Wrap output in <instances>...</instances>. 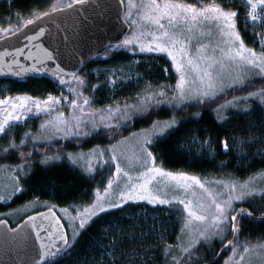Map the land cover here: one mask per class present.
Here are the masks:
<instances>
[{
	"label": "rangeland",
	"instance_id": "obj_1",
	"mask_svg": "<svg viewBox=\"0 0 264 264\" xmlns=\"http://www.w3.org/2000/svg\"><path fill=\"white\" fill-rule=\"evenodd\" d=\"M65 1L67 4L73 2L74 0H59ZM238 1V0H237ZM243 2V9L245 12V16H243V21L245 23L255 24L256 27L260 30L264 26V4L261 3V0H239ZM174 3L180 4H193L197 8L201 6H216L219 5L213 0H195L193 2H186L182 0H172ZM124 3V19L128 22L130 27L129 33L126 35L127 38L135 39L139 44H143L147 46L150 41H153L154 35L157 37H162V30H160L157 26L151 24L149 19H143L142 14H144L145 10L143 8H139L138 6L142 3H148V0H123ZM157 3L164 7L165 0H157ZM220 6V5H219ZM61 7V6H58ZM221 7V6H220ZM54 7L47 9V11L52 10ZM57 8V7H55ZM222 8V7H221ZM225 12H232L230 10H226L222 8ZM42 13V12H41ZM40 14V13H39ZM38 14V15H39ZM16 15V14H15ZM147 15L151 16V13H147ZM187 19L184 21H180L179 24L175 27V32L178 35L179 41L182 42L183 47L187 51L190 57L194 59L196 63H198L202 68L206 66L208 61L200 60V56L204 57H215L219 58L222 53L219 50L217 45L223 46V40L226 39L221 37L220 32L215 29V26H212V30H209V26L201 23L198 19L197 21L191 20V14H186ZM255 15L257 17L256 21L253 22L251 17ZM37 16V15H36ZM235 24L237 25L236 17L233 18ZM134 22V23H133ZM162 23L165 24V30H169V22L168 19L165 18L162 20ZM249 26V25H248ZM19 28V27H18ZM16 28V29H18ZM2 23L0 22V30H2ZM15 29V30H16ZM14 31V30H13ZM233 31H237V28L233 29ZM239 33V32H238ZM8 33H0V35L4 36ZM258 36H262L258 33ZM125 37V38H126ZM157 42H162L157 41ZM264 43L262 39L261 44ZM181 43H178L174 49V54L177 56V60L180 61L184 59L179 49L181 48ZM245 45V44H244ZM246 48H249L245 45ZM252 49V48H251ZM257 55L261 54V51H257L253 49ZM227 51V48H225ZM119 54H123L121 59L118 60L116 56ZM161 60L162 63H165L162 67L164 80L162 81L161 86H156V84L152 83V81H147L148 78L138 69L139 64L141 62H146L149 60ZM97 64L90 68L88 71H81L75 77H79L84 81L81 84L77 79L74 78L70 83L60 86L55 93L48 94L55 97H59L61 95L67 96V101H62L59 106H56L54 110L50 113L41 112L39 115L28 114L24 112L23 109L17 108L13 109L11 105L13 103H19L18 97H32L38 100H46L48 95L37 97L33 95H29L26 93H3L0 92V100H5L7 103L0 104V124L4 123L5 118L8 116V113H12L13 116L20 115L21 120L17 122H11L12 126L7 128L6 134L11 133L13 130H17L18 125L23 123L26 124L27 129L22 130L21 138L14 142L15 145H18L19 149L22 147L26 149L18 150V160H22L25 157L32 155L33 150L36 148L35 146H45L49 144H54L52 153L46 154L43 157L42 162H52L58 160H65L71 164H74L79 167V169L89 176L94 177L95 175H101V180H99V184L94 191V197L92 201L80 208H67V213L63 212L62 209L65 208H56L58 210V214L62 218L65 227L68 231L69 239H73L78 234L80 224V218L77 217V213H83L84 209L87 208L89 211H93L97 204H100L102 207L108 208V203H116L121 204V200L117 197L119 196V192L121 190H127L125 185H130L131 183H140L142 182V177H140V173L145 171V169L141 166H137L135 163L130 164L129 161H135V157L139 154V144L143 141L145 137H147L153 131V126L158 125L163 127L164 125H172L171 128L176 126L179 122L185 121L186 118H173V119H163L162 113L158 112L157 114L151 115L150 117H146L143 120H146V123H140L141 128L135 130L134 126L125 131H119L118 128L126 127L128 124L125 122V118L133 116H141L142 112L137 111V109L142 108H150V106H156L157 100H171V104L161 103L159 106L165 104L170 106H176L179 104L180 106L184 103L194 102L196 100L185 99L181 102L178 98L176 100H172L174 95H178V90L176 89V82L180 77V73L175 71L173 63L171 59L166 54H152V53H140L138 50L133 52L130 50H123L120 48H115L113 46L108 47V49L99 57L96 58ZM226 67L224 69L226 78L224 80L223 91L219 90V86L216 89V95L214 97H202L200 102H204L205 100L212 99L215 97H223L222 101L217 102L216 106L213 107V112L220 120H225V117H228V113L234 112L235 116L242 113L244 115L251 114V111L258 112L257 109L264 111V101H262L261 96L264 95V78L260 76H248L246 79L244 77H240L244 79V83H233L234 77L238 75V72L235 68V65L228 61L225 57ZM99 67H98V66ZM219 66H216L218 69ZM186 83L184 85L185 91L189 93V95H195L196 89L203 90L197 80V74L194 71H190L186 68ZM215 74V69L213 70ZM231 73L228 76V73ZM91 75V76H90ZM252 83H256V85L251 89L245 88L246 86L252 85ZM135 86L131 92H126L123 94V90L127 86ZM228 85H231L229 87ZM108 87L111 89V92H115L114 96L104 95L101 98V101L95 102V91L100 88ZM134 87V88H135ZM242 88L244 92L237 91L232 96L228 95L230 90H237ZM69 89H75V93L69 92ZM129 90V89H127ZM241 90V89H240ZM164 92V96L158 95L159 93ZM251 93H256L257 95H250ZM237 94V95H236ZM111 96V97H109ZM151 96V100H148L147 97ZM87 98L90 100L88 105H84V99ZM75 99L79 105L83 106V122H82V132H89L94 134L93 132V122L99 125L97 131L99 129L103 130H113L109 132H105L104 140H100L101 143H95L97 140L96 136H83L81 135L79 138L73 136H65L63 132H56L55 128L58 126L59 119H68L70 120L73 115L81 116L80 109H73L71 105V101ZM103 102V103H102ZM26 103L31 104L30 100H27ZM127 106V107H126ZM158 106V107H159ZM157 107V108H158ZM230 111V112H229ZM58 113H64L63 117H58ZM260 114V113H259ZM214 115V113H213ZM262 115V113H261ZM264 117V114L262 115ZM104 118L103 120L101 118ZM188 119V118H187ZM250 120V117H248ZM258 119L263 120L262 117ZM127 120V121H128ZM258 120V121H260ZM175 121V124H173ZM48 122V123H46ZM129 122V121H128ZM33 125L31 126V124ZM109 124L113 127L105 128L104 125ZM43 125V127H41ZM117 125L119 127H117ZM257 123L246 121L243 125L241 131L231 132V142L233 143V150H235L238 154L243 152V147H249L254 145V143H258L259 138L254 136L255 132H252L251 127H255ZM251 126V127H250ZM123 133L117 135V133ZM243 132V133H242ZM5 133H0V136ZM243 135V136H241ZM84 137H86L83 142V145L79 146L75 150H59L58 145H61L62 140H75L81 141ZM191 144H195L197 146L196 154H210L211 148L209 147L208 142L205 140L203 145L200 144V139L198 140L196 136H192L189 138ZM24 141L21 144V141ZM119 141V143H117ZM264 141V138H263ZM37 143L43 145H35ZM94 143L93 145H91ZM227 140H223V148L224 145L227 144ZM90 144V145H89ZM264 146V142L262 143ZM112 146H115V154L119 157L118 161H112L111 155L113 154ZM16 148V149H18ZM39 148V147H37ZM108 149V151H105ZM260 148L258 147L257 150ZM36 150V149H35ZM151 151V148H149ZM45 152V151H44ZM104 152L103 156H100V153ZM152 152V151H151ZM153 153V152H152ZM23 154V156L21 155ZM154 155V154H153ZM69 156L72 159H69ZM155 156V155H154ZM22 158V159H21ZM4 160V159H3ZM6 162V160H4ZM33 161V160H32ZM30 161V162H32ZM107 161V164H105ZM26 162L24 165H29ZM116 163H120L122 172L127 171L129 176L132 178L129 180L127 177H124L122 173L120 175L116 174L115 165ZM149 166H152L151 160H149ZM154 166L157 168L163 169L164 172H170L179 177L180 173H184L187 176H195L200 180L202 184H204L205 189L208 192H211L214 196L219 194L216 202L220 203L223 200H226L229 195H238L241 191L242 186L247 185L248 190L254 189V194L252 196L246 197L243 201H233V207L237 210V206L241 203H246L252 198L257 196H261L264 194V173L257 174L248 178L246 180H232L230 177L226 179H217L213 180L210 178H202L199 175L191 174L183 171H173L166 170L162 168L155 159ZM20 165H16L12 168L2 162L0 159V200L8 201L15 194H17L14 190L16 188H22L21 184H19V180L15 171H19ZM109 180L112 181L111 187L109 186ZM159 187L161 191L158 193L155 192V187L153 188L155 194L161 196V198L174 200V199H184L185 201L191 200L192 205L191 208L193 211H196L197 214H207L210 216L211 205H212V197H210L204 189H201L198 185H195L191 180H183L180 179V184L191 185V189L189 191H185L184 189L177 188V181L171 180L169 177H158ZM229 184L235 185V192H231L230 189L225 188L224 185ZM10 197V198H9ZM103 202V203H102ZM45 204L47 207H52L53 203L40 199H33L22 203L21 205L13 208L6 214L4 218L8 220L9 217L10 224H17L20 220H22L28 214L33 212H37L39 210L45 209ZM130 204L141 205L142 209L145 212H142V209L136 211L135 217L139 218L143 221L147 220L149 214L147 212L160 210L162 208L167 209L168 207L173 210H179L182 218L183 224L181 227V234L179 236V255L180 254H188L192 255L194 253V248L198 245V243L208 242L212 239H218L220 241V237H211L207 240L204 238H199L196 240V243L193 244L191 248H188L189 243L192 239L197 237L198 232L203 229L205 226L204 222L196 221L193 218L189 217L187 212L183 210V206L173 203L171 205H159V204H151L147 201H137V202H128L123 204L122 207ZM198 204L204 205L207 212L201 210L198 207ZM245 206V205H242ZM119 207V208H122ZM55 209V208H54ZM55 209V210H56ZM118 209V208H108V210ZM100 214V213H99ZM234 214V213H233ZM133 218L134 216H130ZM3 218V217H2ZM72 218H76L73 220ZM86 220L88 217H84ZM94 218V217H93ZM91 218V219H93ZM90 219V220H91ZM89 220V221H90ZM190 220L191 224L186 228L185 221ZM88 221V222H89ZM137 221V220H136ZM157 226H160L164 222L159 223V219L157 220ZM167 222V220H166ZM168 222H171L168 220ZM211 222L210 219L208 221ZM172 223V222H171ZM148 224V222H147ZM160 224V225H159ZM165 224V223H164ZM71 225V226H69ZM135 226H139V223L136 222ZM152 231V230H150ZM160 231H156L158 235ZM227 235V234H226ZM227 237V236H226ZM238 244L236 245L235 252L233 248L229 250L227 255L223 258L220 264H264V238L257 240H249L247 238H242L241 236L237 238ZM228 241V240H227ZM226 241V242H227ZM225 242V243H226ZM186 244V245H185ZM185 245V246H184ZM196 245V246H195ZM188 248V251L185 252L184 249ZM245 248L248 251H245Z\"/></svg>",
	"mask_w": 264,
	"mask_h": 264
},
{
	"label": "trees",
	"instance_id": "obj_2",
	"mask_svg": "<svg viewBox=\"0 0 264 264\" xmlns=\"http://www.w3.org/2000/svg\"><path fill=\"white\" fill-rule=\"evenodd\" d=\"M182 1L193 2L195 0ZM213 2L226 10L238 12L236 28L244 44L249 48L264 52V47H262L264 43L261 44L262 39L264 40V26L259 30L257 25L243 21V16H245L243 2L239 0H213ZM66 4L67 2L59 0H0V22L3 29L11 28L13 31L39 13ZM258 33L260 35L262 33V36H258ZM122 56L123 54H119L116 57L119 60ZM96 61V58L92 59L82 71L90 70L97 64ZM164 64L159 59L149 60L141 62L138 69L148 78L147 81L161 86L164 80L162 71ZM255 85L256 83H252L245 88L251 90ZM135 86L137 85L127 86L121 92L123 91V94L131 92V89L132 91L136 89ZM59 87L46 78L29 76L12 79L0 78V92L9 94L26 93L42 97L55 93ZM238 90L241 91L238 94L244 92L242 88H239L230 90L232 92L228 95L232 96ZM111 91L105 86L95 91V102L101 101L104 95L112 94L113 97L115 92ZM224 98L227 96L215 97L204 102H188L179 107L165 104L158 108L150 106L149 114L135 115L131 120H128L129 122H126L128 124L126 127L118 129L125 131L134 126V129L137 130L141 128L142 124L140 123H146V120L143 119L158 112L162 113L163 119L186 118L185 121H181L171 128L163 138L156 139L151 147L156 162L162 168L196 174L202 178L213 180L230 177L232 180L239 181L264 173V146L262 144L264 142V117L262 116L264 111L260 109H257L258 112L251 111L250 116L247 115V117L242 113L235 116V113L231 112L228 113L229 116L225 117V120H220L213 112V107ZM259 117H262L263 120L258 119ZM246 121L257 123L255 127L250 126V129L255 132L254 136H257L259 140L250 148L244 146L243 152L238 154L232 148L233 143L230 136L233 131L243 130L242 127ZM26 124L18 125L16 126L17 130L0 136V159L12 168L20 165L19 171L14 173L15 175L19 174L17 175L20 179L19 184L22 189H25L22 194L17 193L8 201L0 200V218L7 216L6 214L13 208L33 199L49 201L51 204L53 203L55 209L61 207L80 208L90 203L102 176H89L78 166L65 160L42 162L46 154L55 152L53 151L54 144L35 146L36 150H33L32 155L18 160V150L26 148L13 150L10 145L21 138L22 130L27 129ZM109 131L113 130L99 129L97 131L99 134L94 132L90 136H96L99 141L95 143H101L100 140L103 142L105 132ZM119 134L123 133L118 132L117 135ZM194 135L198 140L200 139L201 145L205 140L208 142L211 148L210 154H196L197 146L191 144L189 139ZM85 138L81 141L62 140L57 151L75 150L83 145L82 141L86 140ZM223 140L228 142V151L223 148ZM258 147L259 150H257ZM22 162L30 163L24 165ZM22 178L27 179L26 184L22 182ZM242 205H245L253 215L262 216L264 215V194L239 204L237 208ZM140 208L142 209L141 205L130 204L98 214L87 223L85 228L79 230L75 239H69V244L72 245L70 251H66L59 259L48 260L43 264H207L209 262L210 264H220L231 249V247L225 248L223 253L214 260L222 249L221 242L214 238L211 241L195 245L192 255H179V236L183 224L180 211L169 207L160 210L154 209V211L146 213L149 214V217L143 221L142 218L135 217L136 211L141 210ZM56 211L58 212L57 209ZM143 213L145 215V212ZM7 218L9 221L10 218ZM158 219L159 223L162 221L165 224L157 226ZM136 222L139 223V226H135ZM156 231H160V233L157 235ZM226 236L224 243L231 238L232 234L229 232ZM240 236L249 240L263 239L264 219L252 216L242 217L240 231L236 239Z\"/></svg>",
	"mask_w": 264,
	"mask_h": 264
},
{
	"label": "snow or ice",
	"instance_id": "obj_3",
	"mask_svg": "<svg viewBox=\"0 0 264 264\" xmlns=\"http://www.w3.org/2000/svg\"><path fill=\"white\" fill-rule=\"evenodd\" d=\"M85 0H74V3L76 5L82 6L84 4ZM120 3H123V0H120ZM249 3H251V0H249ZM261 3L264 4V0H261ZM68 9H72L73 5H68ZM139 8H143L145 10L144 14H142L143 19H149L151 21V24L157 26L160 30H162V37H157L154 35L153 41H150L147 46H144L143 44H139L137 40L130 39V38H124L122 43L113 45L115 48H120L123 50H130V51H139L140 53H152V54H166L172 61L173 66L175 68V71L177 73H180V77L176 82V89L178 90V95H174L172 100H176L177 98L183 102L186 98L192 99L200 102L202 100V97H214L216 95V89L219 86V90L223 91L224 87V80L226 78L224 69L226 67L225 64V57L228 61L232 62L235 65V68L238 72V75L233 79V83H244V79L240 78L241 76L245 79L248 76H260L264 78V52H261V54L258 56L257 53L251 49L246 48L244 45L243 40L241 39V36L238 32L233 31L235 29L236 24L233 20V18L238 17V12H225L223 9L219 6H201L197 8L193 4H180V3H174L172 0H165L164 7L161 8V6L157 3V0H148V3L138 6ZM58 10L55 7L52 9L53 13H56ZM147 13H151L152 15L149 16ZM191 14V20L197 21L200 20L201 23H204L209 26V30H212V26H215V29L220 32L221 37H224L226 39L223 40V46L217 45L219 47L220 52L222 55L219 58L215 57H204L200 56V60L208 61L205 67H201L198 63L194 61L192 57L189 56L187 51L182 45V42L179 41L178 35L175 32V27L179 24L180 21H184L187 19L186 14ZM165 18L168 19L169 22V30H165L166 26L164 23H162V20ZM252 21L255 22L257 17L253 15L251 17ZM51 23L55 25V20L52 19ZM134 23V22H133ZM28 25H32L33 21L28 20ZM132 25H130L131 27ZM57 31L59 30V25H56ZM0 33H11L9 36H2L0 35V39H3L4 43L7 44V41L9 39H16L19 43L23 44V47H14L13 52L16 54H20L25 51V49L28 47V44L25 43V41H32L36 38L35 35H27L25 31H21L20 29H17L15 33H13L11 28H6L0 30ZM45 33V29L43 27L39 28V31L36 33V35H43ZM65 39H70L69 37H65ZM162 42H157L161 41ZM181 43V48L179 49L180 53L184 57V59L178 61L177 56L174 54V51L172 49L175 48V46ZM264 47V45H262ZM225 48H227V51H225ZM45 52V58L48 61H57L60 59V52L58 49H53L52 51H49L47 48L44 50ZM10 53L8 52L7 48L3 52H0V58L4 56H8ZM29 58H31V52H29ZM12 64H18L17 60H11L8 63L9 68H11ZM37 65H40V61L37 60ZM32 65L31 70L36 73H44L48 72L50 73L54 78H57V72L63 71L61 69L60 64L55 65V69L50 68L47 64H43L41 66ZM219 66L218 69H216V66ZM186 68L190 71H194L197 74V80L199 81V84L203 90L196 89L195 95H189L185 91L184 85L186 83ZM215 69V74L214 70ZM29 71V69H25L22 65L20 66V70L14 73L17 77L22 76L24 72ZM69 76H74V73L68 72L65 73ZM228 76L231 75L229 72L227 74ZM81 84L84 83L82 79L79 77H75ZM59 83L63 86L65 81L63 80V77H59ZM231 87V85H228ZM75 89H69V92L75 93ZM158 95L164 96L165 93L161 92ZM250 95H257L256 93H251ZM151 96L147 97L148 100H151ZM19 103H13L11 107L15 110L17 108L23 109L24 112L28 114H35L39 115L41 112H48L50 113L56 106H59L62 101H67V96H59L55 97L52 95H48L46 100H38L36 98L32 97H18ZM262 101H264V95L261 96ZM27 100L31 101V104L26 103ZM171 100H157L156 106L158 107L161 103H168L171 104ZM7 101L0 100V104H5ZM90 103V100L85 98L84 99V105H88ZM73 109H80L81 116H75L68 120V119H59L58 120V126H56L55 131L56 132H63L65 136H73L76 138H79L81 135L83 136H89L92 133L89 132H82V122H83V106L79 105L77 103V100L73 99L71 101L70 105ZM180 105L177 104L176 107H179ZM127 107V106H126ZM137 111L142 112L143 115L149 114L148 108H142L137 109ZM64 113H58V117H63ZM104 119L103 117L101 118ZM130 119V117L125 118V122ZM21 120L20 115L13 116L12 113H8V116L5 118L4 123L0 124V133L7 132L6 125L8 127L12 126L11 122H17ZM48 123V122H46ZM173 124H175V121H173ZM43 127V125H41ZM99 125L93 122V132H96V134H99L97 132ZM105 128H111L112 125L105 124ZM117 127H119L117 125ZM172 125H164L163 127H160L158 125L153 126V131L150 133L147 137L143 139V141L139 144V154L135 157V161H129L130 164L135 163L137 166H141L145 169V171L140 173V177H142V182L140 183H131L130 185H125V188L127 190H121L119 192L118 199L121 200V204L116 203H108V208H119L122 207L123 204H126L128 202H137V201H147L151 204H159V205H171L173 203L179 204L183 206V210L187 212L188 216L193 218L196 221L204 222L205 226L203 229H201L198 232L197 237L191 240V242L188 245V248H191L193 244L198 240L199 238H204L205 240L211 238V237H220V242L222 244L223 248H233V251L236 250V245L238 244V240L236 239L239 231H240V220L244 216L251 217L252 213L246 211L245 209H240L238 212L233 207V201H243L246 197L252 196L254 194L253 190H248L247 185L242 186L241 191L238 195H229L226 200H223L220 203H217L216 200L219 196L217 194L214 196L211 192H208L207 189H205L204 184L200 182L199 179L195 176H187L184 173H180L179 177H177L175 174L170 172H164L163 169L157 168L154 166V162L156 157L153 155L151 151H149V148H151L154 143L156 142V139L163 138L167 132L171 129ZM24 141H21V144H23ZM119 143V141L117 142ZM18 145L12 144L10 145V148L15 150L18 148ZM115 146H112L113 154L111 155L112 161H118L119 157L115 154ZM225 151H228V145H224ZM105 151H108L106 149ZM23 156V154H21ZM104 152L100 153V156H103ZM69 159H72L71 156H69ZM149 160L152 162V166H149ZM105 164H107V161H105ZM116 174L122 175L124 177H127L129 180L132 178L129 176V173L127 171L122 172V168L120 163H116L115 165ZM169 177L173 181H177V188L178 189H184L186 192L191 189V185L187 184H180L179 180L183 179L185 181L191 180L194 182L195 185H198L201 189H204V191L212 197V205H211V212L210 216L207 214H197L196 211H193L191 208L192 201L188 200L185 201L184 199H164L161 198L160 195L155 194L153 191V188L150 186L155 187V192L158 193L161 191L159 187V180L158 177ZM23 183H27L26 178H22ZM112 181L109 180V186L111 187ZM225 188L230 189L231 192H235V185H229L225 184ZM18 194H22L25 189L22 188H16L14 190ZM10 198V197H9ZM103 203V202H102ZM45 207H47V204H45ZM54 207H47L46 212H39L36 216H29L27 218L26 222V229H25V239L28 238L27 229L30 228L32 231L36 233V239L38 241H43L45 239L50 240V245H45L43 243L40 244V251L38 255L40 256L41 260H56L59 259L63 254H65L66 251H70L72 245L68 243V239L66 237V234L64 233L63 225L60 224V218L56 216V213L54 212ZM198 207L201 210H204L207 212V209H205L204 205L198 204ZM108 208L102 207L100 204H97L95 206V209L93 211H89V209L85 208L83 213H77V217L80 218V224L79 227L81 229L85 228L88 221L96 217L99 213L105 212L108 210ZM63 212L67 213V209H62ZM235 213V214H233ZM88 217L86 220L84 217ZM75 220L76 218H72ZM210 219V223L208 222ZM261 219H264V217H261ZM37 221H39L37 223ZM3 221H0L2 223ZM191 224L190 220L185 221V227L187 228ZM71 226V225H69ZM231 233L233 235V240H228L227 243H224V240L226 239V234ZM43 233L44 235H41ZM75 239V237L73 238ZM188 248H185L184 251L187 252ZM245 251L247 252L248 249L245 248Z\"/></svg>",
	"mask_w": 264,
	"mask_h": 264
},
{
	"label": "water",
	"instance_id": "obj_4",
	"mask_svg": "<svg viewBox=\"0 0 264 264\" xmlns=\"http://www.w3.org/2000/svg\"><path fill=\"white\" fill-rule=\"evenodd\" d=\"M73 5L72 9H68V5ZM68 5L58 7L62 10L53 13L52 10L45 11L33 18V24L28 25L27 22L20 28L27 35H35L32 41H25L28 47L24 52L16 54L13 52L14 47H23L16 39H9L7 44L0 39V52L7 48L10 55L0 58V78H18L14 73L20 70L22 65L29 71L24 72L20 77L46 78L57 85L59 77H63L64 84L71 82L75 76L94 58L102 55L109 46L122 43L125 36L130 30V25L123 18L124 3L120 0H85L82 6L76 5L74 2ZM55 20V25L51 20ZM56 25H59L57 31ZM43 27L45 33L36 35L39 28ZM17 31L14 30L13 33ZM11 33L4 36H9ZM69 37L70 39H65ZM52 51L54 48L60 52V59L53 62L45 58V49ZM31 52V58H29ZM11 60H17L18 64H12L9 68L8 63ZM37 60L40 65H37ZM47 64L50 68L55 69L56 64H60L63 71L57 72V78L50 73H36L31 70L32 65L41 66ZM74 73V76L65 73ZM63 84V85H64ZM240 209H247L246 206H240ZM47 208L33 212L25 216L17 224L11 225L5 218H0V264H43L48 260H41L38 255L40 244L50 245V240L38 241L36 233L30 228L27 229L28 238L25 239L26 222L29 216H36L39 212H46ZM56 216L60 218L54 209ZM252 217L261 219L262 216ZM39 221H37L38 223ZM60 224L63 225V231L68 239L67 230L63 220L60 218ZM41 235H44L41 233ZM233 235L229 240H233ZM227 243V242H226ZM225 248L218 252L217 259ZM213 260V261H214ZM207 264H210L207 263Z\"/></svg>",
	"mask_w": 264,
	"mask_h": 264
}]
</instances>
